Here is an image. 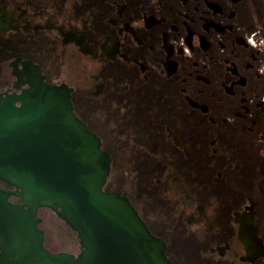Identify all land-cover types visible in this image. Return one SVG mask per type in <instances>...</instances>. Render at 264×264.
<instances>
[{
  "label": "flooded vegetation",
  "instance_id": "1",
  "mask_svg": "<svg viewBox=\"0 0 264 264\" xmlns=\"http://www.w3.org/2000/svg\"><path fill=\"white\" fill-rule=\"evenodd\" d=\"M253 33L264 39V0H0V96L28 89L33 68L70 89L109 156L104 190L128 198L171 264H264ZM42 211L57 219L40 217L45 248L77 256V234Z\"/></svg>",
  "mask_w": 264,
  "mask_h": 264
},
{
  "label": "water",
  "instance_id": "2",
  "mask_svg": "<svg viewBox=\"0 0 264 264\" xmlns=\"http://www.w3.org/2000/svg\"><path fill=\"white\" fill-rule=\"evenodd\" d=\"M27 83L0 96V184L14 188L0 186V264H171L128 198L104 190L109 156L76 117L70 89L37 68ZM40 209L77 234V256L45 248Z\"/></svg>",
  "mask_w": 264,
  "mask_h": 264
},
{
  "label": "built area",
  "instance_id": "3",
  "mask_svg": "<svg viewBox=\"0 0 264 264\" xmlns=\"http://www.w3.org/2000/svg\"><path fill=\"white\" fill-rule=\"evenodd\" d=\"M249 42L250 44L259 50H263L264 48V39L259 33H253L249 36Z\"/></svg>",
  "mask_w": 264,
  "mask_h": 264
},
{
  "label": "rangeland",
  "instance_id": "4",
  "mask_svg": "<svg viewBox=\"0 0 264 264\" xmlns=\"http://www.w3.org/2000/svg\"><path fill=\"white\" fill-rule=\"evenodd\" d=\"M39 217H42V218H44V219H48L49 218V221H51L50 220V218H52L53 220H57L55 217H53L49 212H46V211H42V212H40L39 213ZM60 223V222H59ZM58 225H60V226H63L61 223L60 224H58Z\"/></svg>",
  "mask_w": 264,
  "mask_h": 264
}]
</instances>
